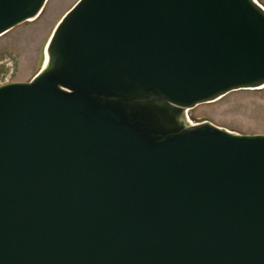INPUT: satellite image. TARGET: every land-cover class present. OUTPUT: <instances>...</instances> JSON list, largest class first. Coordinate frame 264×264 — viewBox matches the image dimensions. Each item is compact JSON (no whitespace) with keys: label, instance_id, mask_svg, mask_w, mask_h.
Masks as SVG:
<instances>
[{"label":"water","instance_id":"water-1","mask_svg":"<svg viewBox=\"0 0 264 264\" xmlns=\"http://www.w3.org/2000/svg\"><path fill=\"white\" fill-rule=\"evenodd\" d=\"M262 87L257 0H77L0 84V264H264V134L188 114Z\"/></svg>","mask_w":264,"mask_h":264},{"label":"rangeland","instance_id":"rangeland-1","mask_svg":"<svg viewBox=\"0 0 264 264\" xmlns=\"http://www.w3.org/2000/svg\"><path fill=\"white\" fill-rule=\"evenodd\" d=\"M77 0H48L41 14L0 37V83L30 80L44 60V47L57 22ZM264 6V0H257ZM194 122L208 120L243 134H264V87L233 91L188 111Z\"/></svg>","mask_w":264,"mask_h":264},{"label":"bare ground","instance_id":"bare-ground-1","mask_svg":"<svg viewBox=\"0 0 264 264\" xmlns=\"http://www.w3.org/2000/svg\"><path fill=\"white\" fill-rule=\"evenodd\" d=\"M0 84H2V83H0Z\"/></svg>","mask_w":264,"mask_h":264}]
</instances>
